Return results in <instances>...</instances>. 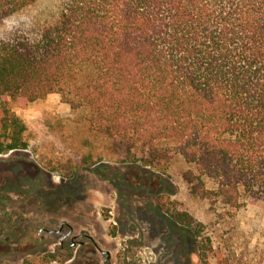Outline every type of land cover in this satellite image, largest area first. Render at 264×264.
Masks as SVG:
<instances>
[{
    "label": "trees",
    "instance_id": "obj_1",
    "mask_svg": "<svg viewBox=\"0 0 264 264\" xmlns=\"http://www.w3.org/2000/svg\"><path fill=\"white\" fill-rule=\"evenodd\" d=\"M37 1L0 0V22ZM51 93L124 162L166 173L182 157L193 197L228 212L264 200V0H58L36 33L0 41V153L29 145L12 104ZM157 203L201 244L202 222Z\"/></svg>",
    "mask_w": 264,
    "mask_h": 264
},
{
    "label": "rangeland",
    "instance_id": "obj_2",
    "mask_svg": "<svg viewBox=\"0 0 264 264\" xmlns=\"http://www.w3.org/2000/svg\"><path fill=\"white\" fill-rule=\"evenodd\" d=\"M57 7L38 0L11 15L0 22V41L33 35ZM12 108L29 145L0 153V264H106L108 256V264H264V200L228 212L190 194L180 156L166 173L124 162L58 93ZM89 153L96 162L85 167ZM159 199L203 223L201 244ZM61 244L73 245L72 259L51 258Z\"/></svg>",
    "mask_w": 264,
    "mask_h": 264
},
{
    "label": "flooded vegetation",
    "instance_id": "obj_3",
    "mask_svg": "<svg viewBox=\"0 0 264 264\" xmlns=\"http://www.w3.org/2000/svg\"><path fill=\"white\" fill-rule=\"evenodd\" d=\"M64 227H65V225H62V227L59 230H57V231L58 232H62L64 230ZM63 239H65V237ZM109 259H110L109 256L105 259L107 261L106 264H108Z\"/></svg>",
    "mask_w": 264,
    "mask_h": 264
}]
</instances>
